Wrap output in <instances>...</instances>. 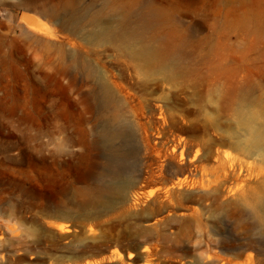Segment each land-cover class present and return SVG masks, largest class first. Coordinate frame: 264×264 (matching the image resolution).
<instances>
[{
	"label": "rangeland",
	"instance_id": "374dc122",
	"mask_svg": "<svg viewBox=\"0 0 264 264\" xmlns=\"http://www.w3.org/2000/svg\"><path fill=\"white\" fill-rule=\"evenodd\" d=\"M21 2L44 0H0V264H264V230L241 203L249 192L215 182L224 156L241 157L213 128L232 130L229 113L206 102L217 88L227 99L248 89L264 108V0H155L185 72L167 84ZM84 2L109 14L135 1ZM63 49L108 80L128 137L96 148V85L80 71L53 79L70 64ZM123 180L134 186L110 208L86 203L83 192Z\"/></svg>",
	"mask_w": 264,
	"mask_h": 264
},
{
	"label": "bare ground",
	"instance_id": "6f19581e",
	"mask_svg": "<svg viewBox=\"0 0 264 264\" xmlns=\"http://www.w3.org/2000/svg\"><path fill=\"white\" fill-rule=\"evenodd\" d=\"M134 1V6H131L133 8L126 9L119 5L111 9L109 14L103 9L95 11L94 4H86L84 0H44L42 7H36L34 3L21 2L19 6L23 9L32 8L41 16L58 22L62 29L74 35H80L88 44L112 46L130 61L141 77L148 80L157 77L163 84L172 83L184 76L185 72L180 68L178 50L167 36L158 33V27L166 20L167 12L157 6L155 0ZM104 5L107 6L108 3L104 2ZM22 41L23 38H18V42ZM21 55L27 60L23 49H21ZM61 55L70 64H66L64 69L55 73L53 79L56 80L59 74L71 78L74 71H80L83 72L86 80L96 85V89L90 93L89 98L92 107L99 110L102 115V128L94 140L96 148H104L109 143L128 137L130 125L119 114V101L108 80L81 56L70 54L65 49L61 51ZM18 71L13 70L15 73ZM21 75L27 77V73L21 72ZM215 90L206 96V102L212 105L214 110L228 112L233 126L232 130L225 131L213 122V128L227 136L224 147L231 148L241 157V159L236 157L229 159L223 155L224 162L214 169L217 176L215 182L222 180L223 176L231 177L237 186H241L240 191H248V195L241 200V203L249 212L253 222L259 226L260 230H264V168L259 166L254 168L242 159L253 160L264 166V108L251 96L248 89L239 91L237 97L233 99L224 98L221 89ZM162 103L166 112L169 113L164 100ZM160 108L163 107L160 106ZM144 146L147 149V145L144 144ZM259 177L258 182L251 181L252 178ZM133 186V180H123L119 185L105 182L95 190L83 192V195L89 206L110 208L112 202L107 201L109 196L116 195L119 199H124L127 195L129 196ZM178 186L181 188L182 182H179ZM133 198V200L137 199L136 196ZM63 218L67 217L63 216ZM220 250L223 253L232 251L227 247H221ZM214 259H221V257L214 255Z\"/></svg>",
	"mask_w": 264,
	"mask_h": 264
}]
</instances>
